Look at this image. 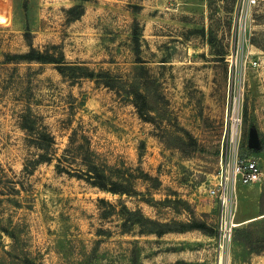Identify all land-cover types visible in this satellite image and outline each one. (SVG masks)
<instances>
[{
  "label": "rangeland",
  "instance_id": "rangeland-1",
  "mask_svg": "<svg viewBox=\"0 0 264 264\" xmlns=\"http://www.w3.org/2000/svg\"><path fill=\"white\" fill-rule=\"evenodd\" d=\"M29 45L53 60L9 58ZM242 158L218 248L209 189ZM263 237L264 0H0V264H264Z\"/></svg>",
  "mask_w": 264,
  "mask_h": 264
},
{
  "label": "built area",
  "instance_id": "built-area-1",
  "mask_svg": "<svg viewBox=\"0 0 264 264\" xmlns=\"http://www.w3.org/2000/svg\"><path fill=\"white\" fill-rule=\"evenodd\" d=\"M256 0H249L255 3ZM261 169L258 161L254 158H242L222 169L216 177V182L209 189L218 204L216 215V236L215 243L222 248L228 243L232 236L235 223L232 221V209L230 198L232 189L236 185H251L259 181Z\"/></svg>",
  "mask_w": 264,
  "mask_h": 264
},
{
  "label": "trees",
  "instance_id": "trees-1",
  "mask_svg": "<svg viewBox=\"0 0 264 264\" xmlns=\"http://www.w3.org/2000/svg\"><path fill=\"white\" fill-rule=\"evenodd\" d=\"M29 34V33H27ZM30 50L26 53L23 54H12L9 55V58L11 59H22L25 61H36V62H50L53 59V57H47L45 54H42L39 51H36L32 45H29ZM27 128V127H26ZM75 136V130L72 131V133L69 136V144L68 146L64 149L62 153V157H71L72 158L75 156L77 157L78 151H75L71 145L73 144V137ZM49 137V138H48ZM51 138V139H50ZM39 140H42L43 142H47L50 145V142L53 141V138L50 135H42V137L38 138ZM48 146V145H47ZM89 152V151H88ZM84 154V153H83ZM80 155V164L83 165L85 168L75 171L74 176L78 178H83L86 180L88 183H90L93 186L98 187L101 190H107L113 193H124L126 192V189L124 188L123 185H120L119 183H116L112 180H110L100 169V167L92 161L91 157L89 155H82V153L79 152ZM62 159V158H60ZM58 159V161H61ZM46 162V161H51L49 153L42 155L40 158H36L33 160V162H26L24 165V173L30 174L33 166L38 164L39 162ZM58 168H61L58 166ZM64 170V169H63ZM66 170V169H65ZM67 173L71 174L69 171ZM110 184V185H109ZM126 224V222L124 223ZM190 228H197L200 230L204 229V223H199L189 226L187 229ZM157 233V232H156ZM256 242V252L264 251V237L263 238H258L255 240Z\"/></svg>",
  "mask_w": 264,
  "mask_h": 264
}]
</instances>
